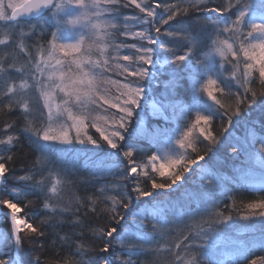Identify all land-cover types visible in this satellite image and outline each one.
I'll return each instance as SVG.
<instances>
[{
  "label": "snow or ice",
  "instance_id": "1",
  "mask_svg": "<svg viewBox=\"0 0 264 264\" xmlns=\"http://www.w3.org/2000/svg\"><path fill=\"white\" fill-rule=\"evenodd\" d=\"M213 3L214 0H189L187 6H184L183 0L178 3L153 0V5L148 6L147 0H24L23 5H15L10 0L7 8L12 11L8 14L3 0H0V21L5 22L4 27L8 30L5 38L0 39V45L8 44L16 30H19L21 37L26 35L23 31L25 26L30 27L32 32L39 29L43 34L44 24L32 23V19L47 15L49 20L55 22V31L51 32V39L48 41L47 58H43L45 49L40 48L38 52L41 59L34 65L31 59L28 61L32 66L30 71L34 69V73L44 79H38L34 74L32 79L35 84L29 85L22 78L18 86L12 83L2 90L7 107L10 110H22L27 121L22 131L27 134L30 146L40 154L44 170L71 176L79 170L76 165L82 154L85 157L83 168L89 177L99 179L122 175L124 181L111 185V188L109 185H102L100 188L105 201L111 202L105 209L110 213L107 217L108 225L106 229L98 230L102 244L99 252L107 255L85 259L88 250L83 244H77L73 255L80 259L74 260L72 264H136L133 257L147 251L145 245L151 247L156 244L157 247L153 250H160L159 242L164 236L162 229L172 223L168 219L169 215L176 216L178 220L184 215L203 216L205 213L199 204L204 200L211 201L213 208L218 207L229 197L230 189L229 177L222 173L220 166L213 160L214 146L217 144L230 145L233 155L243 153L254 157L261 165L260 182L264 185V135L254 138L246 145H237L231 143L230 135L218 140L208 128L202 126H210L213 120L223 121L226 118L228 127H224L223 131L229 132V128L241 120H247L258 109L259 118L252 121L250 127L264 132V102L256 103L258 95L264 96V0H228L227 4L217 6H212ZM133 5L143 15H125L121 12L122 8ZM157 9L162 12L158 13ZM193 10L215 15L202 19L193 16ZM227 12H231V15L226 16ZM84 29L90 30L87 46L86 36L82 31ZM68 30L79 31L75 42H61V34L65 35ZM121 36L124 39H118ZM161 37L172 38L176 43H168ZM65 39L73 40V37L65 35ZM129 40L137 42L130 43ZM18 46L22 52L25 51L23 43ZM179 49L184 51L181 53ZM93 50L96 52L95 58ZM57 51L65 57L80 54L71 61L75 65L74 73L71 68L65 71L62 59L55 58V62L51 63ZM241 54L243 61L240 59ZM229 56L231 60L228 59ZM224 61H235L231 64V70L225 67ZM241 64L243 72H239ZM165 65L168 67L165 68ZM11 68H15V65L5 67L0 63V74L7 73ZM256 69L261 85L259 94L250 86ZM162 70L166 73L164 80L160 79ZM113 71L123 79H112L106 75ZM226 72L229 73L227 76ZM205 78L207 84L203 91L218 108L206 103L196 91ZM226 80L234 81L238 90L233 91L231 86L225 84ZM218 81L224 85L218 90L226 93L227 97L234 98V108H226L214 96L213 88L218 86ZM154 83H163L172 97L162 105L161 118L165 121L171 119L175 127L149 132L141 125L148 109L155 107L149 98ZM30 87L38 89L44 99L43 109L34 118L30 104L25 99ZM110 88H115V95L111 94ZM57 91L62 93V97L60 103L55 104L54 110ZM180 95L186 97L187 107L179 102ZM178 108L182 115L195 113L194 124L191 127L183 125L186 130H182L175 116ZM44 109L47 110L46 116ZM112 109L115 112L110 111ZM169 109L173 113L171 118L165 115ZM57 126L59 132H55ZM89 126L100 134L99 139L88 134ZM11 127L13 125H6L5 131ZM197 127L200 135L208 141L202 151H197L193 142L189 141L192 129ZM72 131L75 132L74 136L70 134ZM145 139L150 145L148 153L143 152ZM13 141L12 135L0 139V146H4L0 148V185H3L10 197L0 199V204L7 209L3 219L10 218L11 221V234L0 233V264H24L21 257L23 246L26 243L42 244L41 238L47 239L42 226L45 221L34 226L28 218H21L23 209L20 203L29 195L51 200L58 195L57 185L60 183L57 180L48 188L44 179L15 175L10 166L13 156L9 154L15 147ZM173 144L179 145L180 149L192 148L196 155L188 157L185 163L181 153L179 159L161 162L157 167L155 162L168 157L167 151L162 152V146L174 151ZM152 148L155 149L154 153ZM69 153H74L76 158L66 159V154ZM208 153H212V156L206 159ZM145 155L148 156L147 163L143 162ZM181 163L182 168L166 175ZM149 164L151 171L164 179L157 182L151 177L147 171ZM189 174H199L200 178L207 180V184H202L197 189L186 187L191 178ZM140 176L152 181L150 187L141 186ZM27 181L32 182L26 183ZM144 184L147 185V180ZM110 191L115 194H110ZM132 193L135 194L134 197ZM174 194L175 199H167ZM215 197L219 199H214ZM134 200L142 201L147 207H134ZM193 204L196 205L195 208H192ZM246 207L249 213L238 217L245 222L239 227L248 229L253 234L259 232L264 250V194L258 202L248 203ZM44 208L49 209V204L45 203ZM50 211L60 217L70 212V208L52 207ZM92 211L96 212L97 209L93 207ZM129 214L132 223L126 227ZM63 223V220H59L56 226ZM74 223L83 228L80 220ZM233 223L232 215L213 212L207 219L192 226L175 248L180 249L183 244L186 252L195 255L185 261L180 252L173 253L179 264H201V258L203 264H222L217 258V242L223 230L219 226H231ZM25 231L27 235L22 236L21 233ZM64 239L60 237V240ZM228 243L238 249V256L233 264H241V261L248 264L245 257L248 250L236 240ZM117 244L123 252L116 251ZM259 259L264 264V256ZM35 264H40L39 257ZM250 264H257V260L251 259Z\"/></svg>",
  "mask_w": 264,
  "mask_h": 264
},
{
  "label": "trees",
  "instance_id": "2",
  "mask_svg": "<svg viewBox=\"0 0 264 264\" xmlns=\"http://www.w3.org/2000/svg\"><path fill=\"white\" fill-rule=\"evenodd\" d=\"M151 2L153 3L152 0ZM151 2L147 0L148 6H151ZM167 2L178 3L180 0H167ZM188 2L189 0H183L184 6H187ZM227 3L228 0H214L212 6ZM121 12L125 15H143L139 13V10L136 9L134 5L129 8H122ZM161 12L162 10L159 9L158 13ZM201 13L202 12L192 11L193 16H198L203 19L205 16ZM225 15L230 16L231 12H227ZM46 19L47 15L32 21V23H44L45 31L43 34L40 33L39 29L32 32L30 27L25 26L23 27V31L26 33V35L23 36L24 38L19 35V30H16V34L8 44L0 45V63L5 67L12 64L15 65V68L9 69L7 73L0 74V139H6L7 135H12L14 137L13 143L15 147L9 154L13 156V161L10 162V166L15 175L34 176L36 180L44 179L48 188L51 187L53 182H56L57 180L60 181L57 185L58 195L51 200H45L42 196L29 195L20 203V207L24 209L22 216L21 214L20 216L28 218L34 226L39 225L41 221H45L42 226L46 231L47 236V239L41 238L43 241L42 244L26 243L23 246L21 257L24 264H35L37 257H39L40 264H72L74 260L80 259L79 256L73 255L76 252L77 244H83L84 248L88 250L84 257L85 259L93 256L107 255L99 252V248L102 244L99 241L98 230L106 229V226L108 225L107 217L110 213L106 212L105 209L111 202L105 201L104 196L100 193V188L102 185H109L111 188V185L119 184L124 181L122 180V175L106 176L99 179L89 177L87 171L83 168L85 157L82 154L79 156V163L76 165L79 170L71 176L58 175L56 172L49 173L48 171H45V165L41 162L40 154L35 152L30 146L27 134L22 131L27 124L22 110L19 108L10 110L7 107L6 98L3 97L2 91L6 86L12 83H15L18 86L22 82V78L27 80L29 85L35 84V80L32 79L35 74L34 69L30 71L32 66L29 65L28 61L31 59L32 65L37 62V49L39 46L44 49L48 45V41L51 39V32L55 31L53 23L47 22ZM7 31L8 30L4 25L0 26V39L5 38ZM118 39H124V37L121 36L118 37ZM161 39L171 44L176 43V41L169 37H161ZM128 42L132 43L137 41L129 40ZM20 43H23L25 47L24 52H22L18 46ZM183 51L184 49H179V52L182 53ZM92 55L93 58L96 57L95 50H93ZM217 59L219 60L220 58ZM228 59L231 60V57ZM240 59L243 61L242 54ZM161 60H163V57H161ZM224 63L225 67L231 70V64L235 63V61H232L231 63L224 61ZM167 67L168 65H165V68ZM16 69H22V71H16ZM239 72H243L242 64ZM228 74L229 73L226 72L225 76ZM35 75L38 79L41 78L38 74ZM106 75L110 76L112 79H123L122 77L115 75V71L107 73ZM165 76L166 73L162 70L160 79L164 80ZM206 80L207 78L197 86L196 91L198 92L199 97L206 103L212 104L214 107L218 108L219 106L215 105L207 96V93L203 91V87L205 86L203 84ZM225 84L231 86L233 91L238 90L234 81L226 80ZM250 86L253 87L258 94L261 91L258 69L253 72V83ZM219 87H224V85L220 84L218 81V86L213 88V94L216 99L220 100L221 103H224L226 108L229 106L234 108V98H229L226 93L220 92L218 90ZM153 91V97H151V100L156 103L155 105L157 108L153 111H148L141 127L146 128L149 132L159 128L175 127V124L171 119L165 121L161 118L162 105L166 104L172 98L166 91L165 85L163 83H157V85L153 87ZM239 91L242 92L243 90L239 89ZM110 92L115 95V88H110ZM25 99L30 104L33 118L38 117L40 109H43L41 104L42 100L39 98V90L30 87ZM178 99L181 104L187 107L188 102L184 95H180ZM262 102H264V96L258 95L256 103L260 104ZM91 107L94 108V106ZM110 111L115 112V109ZM165 115H168L171 118L173 115L171 109H169ZM259 115L260 113L257 109L247 120H241L236 123L234 127L229 128V132L223 131L224 127H228L226 124V118L223 121L221 119H215L211 122L210 126H202L208 128L218 140H222L223 137L230 135L232 144L246 145V143H251L254 138L264 135V132L259 131L258 128L250 127V123L258 119ZM175 116L177 120H179L182 130H186L183 128V125L191 127L195 122V113H192L191 115H182L179 108L176 110ZM8 124L13 125V127L8 128L7 131H5L6 125ZM88 134L94 139H99L100 136V134L91 126L88 127ZM189 141L193 142L197 151H202L203 146L208 144V141H205L203 136L200 135L199 127L192 129V135L189 137ZM143 142L146 145L143 152L148 153L150 147L149 142L147 139ZM101 143L104 142L101 141ZM3 147L4 146H0V148ZM77 147H79V145H77ZM89 147H91V145H89ZM173 148L175 149L174 151L166 146H162V152L167 151L168 157L167 159H161L155 162L157 167H159L161 162L168 163L172 160L179 159L181 153L185 158V163L188 157L196 155V152H194L192 148L180 149L179 145L176 144H173ZM214 151L215 156H213V160L220 166L222 173L229 177V197L224 199L216 208H213L212 202L209 200L201 201L199 207L205 213L203 216L196 215L195 217H190L184 215L178 220L176 216L169 215L168 219L169 221H172V223H169L166 228L162 229L164 236L159 242L160 250L158 252L153 250L157 247L156 244H153L151 247L145 245V248L148 250L142 251L139 255L133 257L136 264H179V261H177L176 256L173 254L175 252H180L185 261L192 259V256L195 255V253L186 252L183 248V244H181L180 249H176L175 245L183 241L184 235L188 234L192 226L201 223L213 212H223L225 216L232 215L234 217V223L231 226H219L223 228L220 237L221 243H228V241L231 240L238 241L248 250L245 252L248 264H250L251 259H256L257 264H261L259 257L264 256V250H262V244L259 238L260 233L256 232L253 234L250 230L239 227V225H242L245 222L238 218L249 213V209L246 207L248 203L258 202L262 194H264V185L260 182L262 179L261 165L254 159V157H251L248 154L241 153L233 155V149L230 145L221 146L220 144H217L214 146ZM154 152L155 149L152 148V153ZM208 156H212V153H208L205 158L208 159ZM75 158L74 153L66 154V159L68 160H73ZM143 162H148L147 155L143 157ZM182 167L183 163L178 164L175 168L170 169L166 175L173 171H178ZM147 171L157 182L164 179L161 178L158 173L151 171V164H149ZM139 180L141 181L142 187H150L152 182L144 176H140ZM145 180H147V185L144 184ZM31 182L32 181H27L26 183ZM202 184L206 185L207 180L200 178L199 174H197L196 176H191L186 187L197 189ZM9 185H11V181H9ZM110 194L114 195L115 192L110 191ZM132 195L133 197L135 196L134 193H132ZM175 195L176 194L167 199L173 200L175 199ZM4 198L10 197L4 191V187L2 186L0 199ZM147 199L150 200L151 198ZM214 199L218 200L219 197H215ZM45 203H48L50 208L55 207L57 209L67 206L70 208V212L57 217L55 213L50 211V208H44ZM0 205L3 208V205ZM135 205H140L142 208L147 207V205L143 204L140 200H134V207ZM93 207L97 209L96 212L92 211ZM195 207L196 205L193 204L192 208ZM3 210L6 209L3 208ZM257 211H259V209ZM59 220H63L64 223L57 227L56 225ZM76 220H80L83 223V228L75 226L74 222ZM130 223H132V220L131 215L129 214L125 226L127 227V224ZM0 230L1 233L11 234V225L7 219H3V216H0ZM21 235L25 236L27 235V232L25 231L24 233H21ZM60 237H64L65 239L60 240ZM137 243H139L138 240ZM169 249H172V251L169 252ZM116 251L123 252L124 250L117 244ZM237 256L238 249L236 247L222 248L221 245L217 246V258L222 264H233ZM124 258L127 257L125 256ZM201 264H203V258H201ZM241 264H244V261H241Z\"/></svg>",
  "mask_w": 264,
  "mask_h": 264
},
{
  "label": "rangeland",
  "instance_id": "3",
  "mask_svg": "<svg viewBox=\"0 0 264 264\" xmlns=\"http://www.w3.org/2000/svg\"><path fill=\"white\" fill-rule=\"evenodd\" d=\"M9 2H10V0H3V3H4V5H5V8H6V11H7L8 14H10V12L12 11L10 8H7V5H8ZM149 2H151V0H149ZM11 3H13V4H15V5H21L22 3H24V0H11ZM150 5L152 6L153 3L151 2ZM157 12H159V9H157ZM46 21H47V22H52L53 25H54V27H55V22L52 21V20H49L48 16H47ZM4 24H5V22L0 21V26H3ZM42 24H44V23H42ZM82 31H83L84 35L86 36L85 46H87V43H89L88 40H87V36L90 34V30H89V29H84V30H82ZM65 35L73 37V40L65 39ZM65 35H64V34H61V37H60L61 42H64V43L75 42L74 39L78 38V36H79V31L68 30V31H66ZM22 38H24V37H22ZM40 48H41V46H39L38 49H40ZM48 48H49V44L44 48V49H45V52H44V54H43V58H47V49H48ZM38 49H37V53H36V59H37V62L41 59V54H40V52H38ZM77 55H80V54H74V55H72V56L65 57V56H63L62 53H60L59 51H57V52L55 53V57H54V59L51 61V63H54V62H55V58L62 59V60H64V62H65V63H64V66H63L64 69H65V71H68L69 68H71L72 72L74 73V72H75V65H72V64H71V61H72V60L75 58V56H77ZM229 57H230V56H229ZM217 58H219V57H217ZM40 79L43 80L44 78L41 77ZM206 84H207V80L204 82L203 85H206ZM156 85H157V83H154L153 87H155ZM153 87H152V89H151L150 92H149V98H150V102H151V103L156 104L154 101L151 100V97H153V92H154V91H153ZM151 93H152V94H151ZM61 97H62V93H59V92L57 91V92H56V96H55V103H54V105H53L54 110H55V104L60 103V99H61ZM39 98H40V100H42V102H41L42 106H44V99H43V97L41 96V92H40V91H39ZM42 108H43V107H42ZM156 108H157V106L155 105V107H150V108L148 109V111H153V110H155ZM44 113H45V116H46V114H47V110H46V109H44ZM69 123H70V122H69ZM55 132H59V127H58V126L55 128ZM70 134L74 136V135H75V132L72 131ZM2 186H3V185L0 186V191H1ZM3 211H4V210H3V208H2L1 205H0V214H1V212H3ZM21 218H23V217H21ZM7 220H8V219H7ZM8 222H9V221H8ZM9 223H10V222H9ZM10 225H11V224H10ZM0 233H1V230H0ZM219 245H221L222 248L234 247V246H232L231 244H228V243H224V244L221 243V240H219V241L217 242V246H219Z\"/></svg>",
  "mask_w": 264,
  "mask_h": 264
},
{
  "label": "bare ground",
  "instance_id": "4",
  "mask_svg": "<svg viewBox=\"0 0 264 264\" xmlns=\"http://www.w3.org/2000/svg\"><path fill=\"white\" fill-rule=\"evenodd\" d=\"M189 176L191 177L192 175L191 174H189ZM23 209V208H22ZM23 211H24V209H23ZM23 211L20 213L21 214V216H22V214H23Z\"/></svg>",
  "mask_w": 264,
  "mask_h": 264
},
{
  "label": "water",
  "instance_id": "5",
  "mask_svg": "<svg viewBox=\"0 0 264 264\" xmlns=\"http://www.w3.org/2000/svg\"><path fill=\"white\" fill-rule=\"evenodd\" d=\"M23 5V4H22ZM35 19H37V18H35ZM33 20V19H32ZM202 163V162H201Z\"/></svg>",
  "mask_w": 264,
  "mask_h": 264
}]
</instances>
